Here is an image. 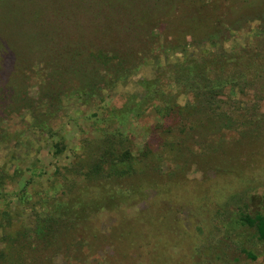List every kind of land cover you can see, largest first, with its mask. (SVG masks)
<instances>
[{
  "label": "rangeland",
  "instance_id": "obj_1",
  "mask_svg": "<svg viewBox=\"0 0 264 264\" xmlns=\"http://www.w3.org/2000/svg\"><path fill=\"white\" fill-rule=\"evenodd\" d=\"M19 2L7 0L0 5V29L5 32L9 47V52H0V250L5 245L3 235L31 230L34 214L42 216L49 212L47 205L54 202L52 198L79 196L90 200L85 194L82 197L87 190L100 196L110 187L134 183L137 193L130 195L117 212L97 208L88 215L87 232L93 235L91 246L88 244L87 252L81 249L86 252L84 259L70 264H122L124 261L111 251L113 243L108 239L115 235L117 225L118 231L139 228L136 237H142L140 228L148 231L152 245L151 228L141 226L139 219L155 217L157 224L159 218L168 219L170 215H174L176 222L163 226L168 232L163 244L169 248L167 252L177 249L170 245L179 240L178 248L189 246L186 242L192 241V246L195 244L197 250L208 255L205 259L202 255L191 257L189 264H264V245L255 240L251 231L236 229L233 223L236 206L249 205L252 194L258 199L264 195V156H257L256 146L247 137L234 131L217 133L216 127H207V122L205 127L194 130L197 132L177 137L170 131L174 119L162 120L152 104L138 106L148 83L153 81L164 95H172L178 106L190 103L191 96L173 83L170 70L192 69L209 52H230L252 45L254 39L264 36V21L248 22L240 30L222 25L224 32L210 37L216 23L206 21L193 29L192 38H187L185 44L174 46L171 42L181 39L184 27L170 16L171 24L164 33L155 30L152 40H142L144 53L130 71L112 76L99 72L97 85L89 92L88 86H82L71 73H62L56 79L62 85L56 89L43 57L27 55L25 41H29V35ZM230 8L229 11L217 5L208 9L207 20L213 19L215 13L229 20L237 12H245L236 2ZM2 43L6 42L0 40V46ZM10 51L19 56L9 64ZM230 93L228 98L235 100V107L243 108L245 96ZM228 105L220 104L222 109ZM261 105L262 114L257 120L264 128V100ZM112 142L119 153L126 150L121 158H134L135 176L125 179L123 184L84 179L81 172L86 169L84 165H90L95 147L100 149ZM142 152H146L145 157ZM251 171L256 180L248 182L243 175ZM236 193L245 196L244 201L230 202ZM256 197L248 212L264 215V206ZM224 206L222 218L220 208ZM228 215L231 235L224 234ZM118 246L120 249L122 244ZM129 249L126 244L119 251ZM13 253L9 254L14 258ZM18 264H37V260L27 257ZM48 264L66 263L55 255Z\"/></svg>",
  "mask_w": 264,
  "mask_h": 264
},
{
  "label": "trees",
  "instance_id": "obj_2",
  "mask_svg": "<svg viewBox=\"0 0 264 264\" xmlns=\"http://www.w3.org/2000/svg\"><path fill=\"white\" fill-rule=\"evenodd\" d=\"M5 1L7 0H0V5ZM233 2L245 12H237L229 20H224L223 14L215 13L213 19L207 20L208 9L222 5L230 11V4ZM20 6L23 7L20 13L29 35V41H25L27 55L43 57V61L49 66L51 81L56 89L62 87L56 79L62 73H71L80 80L82 86H88L89 92L97 85L96 77L101 75L99 72H107L112 76L130 71L140 61V54L144 53L142 40H152L155 30L164 33L167 25L171 24H168L170 16L179 21L178 26L184 27L181 39L171 42L174 46L185 44L187 38H192L193 29L206 21L216 23L209 32V37L221 35L224 32L222 25L231 30H240L248 22L264 21V0H21L18 4ZM5 39V32L0 29V40L6 42L0 46V52H9ZM9 56L10 64L19 55L10 51ZM170 71L173 83L191 96L190 103L178 106L174 97L164 95L153 81L148 83L145 97L138 106L143 103L152 104L154 112L162 120L174 119L175 124L171 125L170 131L177 137L186 135V132H197L194 130L205 127L207 122V127H216L217 133L222 130L234 131L247 137L256 146L257 156H264V128L257 120L262 114L260 107L264 100V36L254 39L252 45L230 52H209L199 58V64L192 69L174 67ZM231 91L245 96L246 103H243V108L235 107V100L228 98ZM225 103L229 104L228 108L222 109L220 104ZM255 118L256 121L253 120ZM115 142L100 146V149L95 147L90 165H84L86 169L81 172L84 179L109 180L123 184L125 179L130 180V177L135 176L137 171L133 167L136 165L133 163L134 158H121L126 150L121 149L119 153ZM145 155L146 152H142L141 156ZM253 161L254 158L249 160L250 168ZM254 175L255 172L251 171L243 176L248 182H252L256 180ZM136 188L134 183L124 187H110L100 196H94L87 190L82 197L85 194L84 197L90 200H82L79 196L65 200L52 198L54 202L47 205L50 207L49 212L42 216L34 214L35 225L31 230L3 235L6 239L4 248L0 250V264H18L27 257L31 261L32 258L37 260V264H48L55 255H59L66 264L79 262L81 257L84 259L86 256L93 237L87 232L88 215L97 208L117 212L130 195L137 193ZM62 192L63 190L60 193ZM244 197L233 194L230 202L244 201ZM255 197L253 194L250 196L249 205L242 202L244 205L235 207L233 223L236 229L243 227L251 231L255 240L264 245V215L259 212L251 215L248 212ZM257 202L264 206V195ZM225 212V206L220 208L222 218ZM154 218L150 220L144 216L139 219L141 226L151 228L154 236L152 245L148 231L142 228V237H136L140 233L139 228L136 231L128 228L118 231V225L115 235L105 236L113 243V254L124 261L122 264H189L191 257L194 259L196 255H202L205 259L208 256L206 252L197 250L195 244L192 246V241L186 242L189 246L178 248L179 240L170 245L177 249L168 253L169 248L163 246L165 233L168 232L164 230L167 227L163 226L176 222L175 217L170 215L168 219L159 218L157 224ZM229 222L228 215L225 219V235L233 232ZM170 234H173L171 229ZM124 242L132 250L119 251L126 246ZM118 243L122 244L120 249ZM10 252L15 253L14 258ZM242 253L253 259L250 254L244 251Z\"/></svg>",
  "mask_w": 264,
  "mask_h": 264
}]
</instances>
